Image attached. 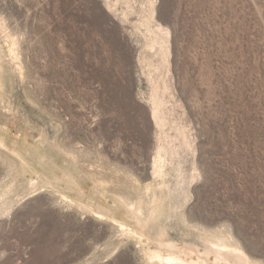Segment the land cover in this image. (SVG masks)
Returning <instances> with one entry per match:
<instances>
[{
  "label": "rangeland",
  "instance_id": "obj_1",
  "mask_svg": "<svg viewBox=\"0 0 264 264\" xmlns=\"http://www.w3.org/2000/svg\"><path fill=\"white\" fill-rule=\"evenodd\" d=\"M167 258L264 264V0H0V264Z\"/></svg>",
  "mask_w": 264,
  "mask_h": 264
},
{
  "label": "bare ground",
  "instance_id": "obj_2",
  "mask_svg": "<svg viewBox=\"0 0 264 264\" xmlns=\"http://www.w3.org/2000/svg\"><path fill=\"white\" fill-rule=\"evenodd\" d=\"M107 162V161H106ZM15 165V164H14ZM111 165V164H109ZM106 168V167H105ZM119 169V168H118ZM112 171V170H111ZM117 171V170H116ZM127 171V170H126ZM125 172V170H124ZM123 172V173H124ZM159 172V169H155L153 174L157 175ZM125 174V173H124ZM129 174V173H128ZM126 175V174H125ZM127 176V175H126ZM131 175H128V177H130ZM127 177V179H128ZM131 179L132 181L136 182L137 184L139 183L134 176L132 177L131 176ZM133 182V183H134ZM120 183V182H119ZM131 183V184H130ZM129 184H127L126 186H124L126 189L125 192H123V194L120 195V197L125 201V203L129 206V207H132L134 208L135 210H137L138 212L140 210H145L146 211V203L145 201L148 200V208H149V211L147 210V214L149 215V217H156L157 215L160 214V204L159 202H161L159 200V198L155 195V192H154V188H152V185L153 184H147L145 186H140V184H138V186H135L136 184L130 182ZM6 186V185H5ZM155 186V185H154ZM133 188L131 191L130 188ZM133 191V192H132ZM125 205V204H124ZM141 212V211H140ZM198 228V227H197ZM195 229V232L197 231L196 228ZM202 231V230H201ZM199 232L200 235H203L205 234V232ZM207 235V233H206ZM230 235V234H229ZM210 238L208 239L209 241H211L212 243L214 244H217V245H220L222 247H226V246H230V241H229V238L228 236L226 235V233L224 231H215L212 235L209 236ZM233 245V244H232ZM228 248V247H227ZM154 257H157L159 258L160 255H157L156 253L153 254ZM152 256V255H150ZM149 256V257H150ZM164 259V258H163ZM167 264H172L173 261L169 258L165 259ZM243 262H247L248 264H255V262H251L249 259H243ZM183 263V262H182ZM246 263V264H247ZM181 264V262H180ZM193 264H198V263H193Z\"/></svg>",
  "mask_w": 264,
  "mask_h": 264
}]
</instances>
